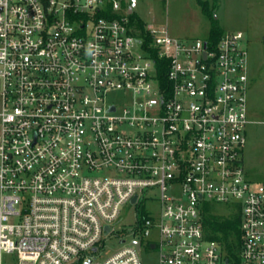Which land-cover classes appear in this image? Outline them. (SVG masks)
Returning a JSON list of instances; mask_svg holds the SVG:
<instances>
[{
    "label": "built area",
    "instance_id": "built-area-1",
    "mask_svg": "<svg viewBox=\"0 0 264 264\" xmlns=\"http://www.w3.org/2000/svg\"><path fill=\"white\" fill-rule=\"evenodd\" d=\"M129 6L0 0V264H142L144 246L159 264H264L244 32L210 46L149 27L146 45ZM208 203L239 214V263L206 237ZM127 204L136 236L99 258Z\"/></svg>",
    "mask_w": 264,
    "mask_h": 264
},
{
    "label": "rangeland",
    "instance_id": "rangeland-1",
    "mask_svg": "<svg viewBox=\"0 0 264 264\" xmlns=\"http://www.w3.org/2000/svg\"><path fill=\"white\" fill-rule=\"evenodd\" d=\"M129 1V0H127ZM210 6L216 3L214 17L225 32L241 30L245 34L246 47L249 55V77L253 87L249 91V104L254 114L251 133L247 137L244 150V169L248 179L264 182V0H206ZM134 13L144 22L148 29H165L169 35L180 40H207L211 19L204 15L198 0H136ZM111 101L118 102V93L110 96ZM158 197V194L156 195ZM158 200L146 202V209L157 211ZM221 211L229 210L219 207ZM137 216L134 205H123L121 214L113 223L114 232L105 236L103 247L98 257L111 255L123 246L121 236L126 243L132 241L133 228ZM157 233L152 232L151 239H156ZM142 264H159V254L156 249L145 246L140 252ZM14 255H4V263L13 264Z\"/></svg>",
    "mask_w": 264,
    "mask_h": 264
},
{
    "label": "trees",
    "instance_id": "trees-1",
    "mask_svg": "<svg viewBox=\"0 0 264 264\" xmlns=\"http://www.w3.org/2000/svg\"><path fill=\"white\" fill-rule=\"evenodd\" d=\"M198 3L200 4L204 15L211 19V26L207 40L209 41L210 46L215 45L224 34V31L218 24L217 18L214 17L216 3L213 4V7H211L209 2L206 0H198ZM129 17L134 34L138 38L143 39L146 45H149L152 42L153 38L149 30L145 27V22L134 12H132ZM158 64L159 70L162 69V61H158ZM164 74L165 69H162V78H164ZM203 218L206 237L219 241L225 247L228 258L230 260H234L236 263H239V214H234L232 212H223L218 206L208 203L206 204Z\"/></svg>",
    "mask_w": 264,
    "mask_h": 264
},
{
    "label": "crops",
    "instance_id": "crops-1",
    "mask_svg": "<svg viewBox=\"0 0 264 264\" xmlns=\"http://www.w3.org/2000/svg\"><path fill=\"white\" fill-rule=\"evenodd\" d=\"M225 32H227V31H225ZM252 87H253V81L251 82V77H250V87H249V91H251ZM249 101H250V99H249V92H248V124H247V128H246V139L249 136V133H251V124L254 121V114H253V112H251ZM246 145H247V140H246Z\"/></svg>",
    "mask_w": 264,
    "mask_h": 264
},
{
    "label": "water",
    "instance_id": "water-1",
    "mask_svg": "<svg viewBox=\"0 0 264 264\" xmlns=\"http://www.w3.org/2000/svg\"><path fill=\"white\" fill-rule=\"evenodd\" d=\"M135 6H136V0H133V4L129 6V10H128L130 14L133 12ZM135 200L136 197L133 198L132 202H134ZM137 246H139V243H137ZM151 247L154 248V244H152Z\"/></svg>",
    "mask_w": 264,
    "mask_h": 264
},
{
    "label": "flooded vegetation",
    "instance_id": "flooded-vegetation-1",
    "mask_svg": "<svg viewBox=\"0 0 264 264\" xmlns=\"http://www.w3.org/2000/svg\"><path fill=\"white\" fill-rule=\"evenodd\" d=\"M129 2H130V5L133 4V0H129ZM136 3H137V2H136ZM134 9H135V7H134ZM133 12H134V10H133Z\"/></svg>",
    "mask_w": 264,
    "mask_h": 264
}]
</instances>
